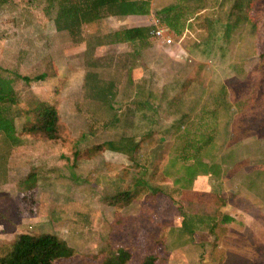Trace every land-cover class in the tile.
<instances>
[{"label":"rangeland","instance_id":"374dc122","mask_svg":"<svg viewBox=\"0 0 264 264\" xmlns=\"http://www.w3.org/2000/svg\"><path fill=\"white\" fill-rule=\"evenodd\" d=\"M182 1L147 0L146 18L127 25L164 28L156 6ZM186 6L201 8L169 31L170 47L148 30L132 47L96 49L100 21L74 42L46 0L0 5L4 74L47 75L13 82L19 142L0 136V256L20 234H49L73 251L54 264H100L119 248L126 264H264V0ZM88 73L113 98L92 96ZM139 99L152 109L135 112ZM39 102L56 110L52 139L22 131ZM124 138L137 143L129 157L104 148Z\"/></svg>","mask_w":264,"mask_h":264},{"label":"trees","instance_id":"16d2710c","mask_svg":"<svg viewBox=\"0 0 264 264\" xmlns=\"http://www.w3.org/2000/svg\"><path fill=\"white\" fill-rule=\"evenodd\" d=\"M187 1L183 0L177 5L170 4L155 13L159 25L170 31L174 36L180 35L183 31L186 15H189L191 11L194 12L201 8L197 6L190 11L188 10V6H186ZM3 2L4 0H0V5ZM45 10L46 12L52 10V24L55 32H65L74 42H77L80 37V28L82 25L108 16H147L148 2L147 0H46ZM233 28L234 26L232 24L224 25L222 35L225 39L229 38ZM148 30L144 27H130L125 30L113 32L106 35V39H108L107 44L132 43L137 45L146 39ZM206 51L204 49V54L207 53ZM134 54H136L135 51ZM199 54L204 55L202 50L199 51ZM4 73L5 71L0 68V136L3 138L5 145L11 148L19 142L15 136L13 125L15 116L13 108L17 103L13 82L17 79L25 85H28L29 83L44 81L47 75L40 73L33 77H27L13 74L10 77ZM94 76L96 74L88 73L84 77V88L90 90L92 96H95L102 103L109 101L113 98L111 85L108 87L99 86L96 80L97 76ZM187 83L189 84L191 82ZM200 83H202L201 79ZM196 84L199 85V82ZM201 91L203 92L204 90L201 89ZM173 101L174 99L170 103H173ZM176 102H179L178 98ZM178 104L182 105L181 102ZM133 105L135 106L133 107L135 108V112H144L151 110L153 107L146 100L136 102ZM31 114L33 121L26 122L27 124L22 128L23 133L41 134L47 139H52L57 121L54 106L46 102H39L32 108ZM180 114L183 113L180 112ZM125 142L129 144L130 148L125 146ZM135 147H137V143H134L133 139L128 140L126 138L104 143L106 150L128 157ZM121 195L123 197L129 196L128 193H122ZM227 221H231V219L223 216L222 222L226 223ZM72 254V249L53 235L41 234L35 236L20 234L12 242L8 253L0 256V264H54L56 261L69 259ZM129 260L130 254L119 248L107 255L100 264H126ZM143 264H151V261H144Z\"/></svg>","mask_w":264,"mask_h":264},{"label":"crops","instance_id":"0c3cea01","mask_svg":"<svg viewBox=\"0 0 264 264\" xmlns=\"http://www.w3.org/2000/svg\"><path fill=\"white\" fill-rule=\"evenodd\" d=\"M161 8H163V7H157L156 6V11L160 10ZM144 18H146V16H134V15L108 16V17H104V18H101V19L96 20V21H100V23L102 25H104V24L106 25L103 28H105L104 29L105 34L109 35V34H111L113 32L125 30V29H128L130 27H139V25H137V26H129L127 24H128V22L132 23V21H134V19H135V22H137V20H139V19L141 20V19H144ZM144 28H146V27H144ZM96 40L97 41L94 44V45H96V49L99 48V47L110 48V47H120V46H124V48H128V46L132 47V45H133L131 43L107 44L108 39H106V37L105 38H103V37L97 38L96 37ZM94 41H95V39H94ZM161 48L165 50V48H163L162 46H161ZM128 52H130V50ZM127 55L128 56H130V55L134 56V51L131 50V53H129ZM138 101L143 102L142 99H139ZM138 113L142 114L143 112H138Z\"/></svg>","mask_w":264,"mask_h":264},{"label":"built area","instance_id":"2783aa9c","mask_svg":"<svg viewBox=\"0 0 264 264\" xmlns=\"http://www.w3.org/2000/svg\"><path fill=\"white\" fill-rule=\"evenodd\" d=\"M149 35L165 47H170L173 42L170 32L164 28L158 27L157 25H152L150 27Z\"/></svg>","mask_w":264,"mask_h":264}]
</instances>
